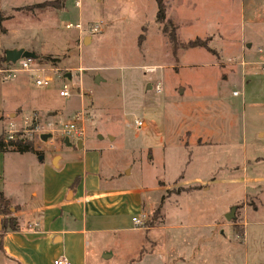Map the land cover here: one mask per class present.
Listing matches in <instances>:
<instances>
[{
  "label": "rangeland",
  "instance_id": "1",
  "mask_svg": "<svg viewBox=\"0 0 264 264\" xmlns=\"http://www.w3.org/2000/svg\"><path fill=\"white\" fill-rule=\"evenodd\" d=\"M165 4L166 19L177 26L176 45L155 21V0H0V56L10 49L34 52L37 66L48 68L53 79L37 86L29 73L12 80L0 75V133L30 140L35 159L47 161L56 149L64 154L86 147L100 155L103 174L118 169L126 175L120 184L145 188V204L155 198L154 208L163 207L165 226L161 211H148L137 230L95 241L87 264H191L181 235L192 229L171 225L178 215L188 221L192 207L210 203V196L184 194L177 198L180 209L167 195L158 201L161 194L154 190L159 181L169 184L168 193L178 189L180 182H172L180 175L182 182L213 178L225 186L211 216L218 206L233 204L227 214L237 205L226 222L238 224L223 228L224 245L201 256V264H264V0ZM78 21L82 32L65 28ZM94 24L100 30L91 33ZM195 38L207 48L184 46ZM243 43L251 44L249 56L240 52ZM63 81L71 88L69 98L58 94ZM76 111L84 115L83 133L68 139L60 130ZM43 133L49 134L45 141ZM190 134L225 141L186 147ZM245 158L252 162L243 171ZM15 165L29 167L24 158ZM240 222L247 223L243 239L236 235L243 231Z\"/></svg>",
  "mask_w": 264,
  "mask_h": 264
},
{
  "label": "crops",
  "instance_id": "2",
  "mask_svg": "<svg viewBox=\"0 0 264 264\" xmlns=\"http://www.w3.org/2000/svg\"><path fill=\"white\" fill-rule=\"evenodd\" d=\"M85 40L84 38V42ZM250 47V43H243L240 52L249 56ZM97 138L101 139V136L97 135ZM113 140L111 136L110 141ZM188 140L191 145L186 147L216 145L225 141L219 136L204 137L201 134H190ZM65 144L70 148L69 141ZM78 145L79 141L76 147ZM72 150L74 149H70ZM78 150L83 151L59 154L56 149L49 161L44 156L35 159L31 152H0V193L12 204L11 216L17 223V230L2 234L0 215V264H53L52 261L61 256L68 259L70 264H87L90 246L94 245L95 241L106 242L116 234L137 230L131 221L132 217L141 216L157 208H154V205H157L155 198L150 205L145 204V188L120 184L125 174L121 175L118 169H114L109 175L103 174L100 155L87 153L86 147ZM19 158L26 159L29 167L18 168L15 163ZM54 158H57L56 165L53 164ZM249 162H252L251 159L245 158L240 166L243 171H246ZM236 167L240 170L239 166ZM181 177L180 175L172 182L178 181L180 185L170 193L164 186L169 184L164 181H159L154 190L161 194L158 201L166 195L174 198L170 200L176 201V208H180L177 198L184 194L202 193L205 198L210 196V203L200 202L192 207L193 215H188V221H182L181 215H178L171 225L172 229H192L189 233L181 235L185 240L187 262L201 264V256L208 257L212 247L224 245L222 241L224 242L225 238L222 240L219 237L224 236L223 228L228 226L234 230L238 222L229 225L226 222L229 220L224 218L227 207L233 204L221 208L218 206L216 213L211 216L210 208L214 211L216 198L219 196L217 193L221 192L222 188L225 189V186L221 187L213 178L191 184L189 181H180ZM235 180H238V177L230 179V182ZM164 192L168 194L164 195ZM245 208L244 201L243 214ZM163 211L161 206V215ZM160 219V226H165V214ZM240 224L243 231L236 235L243 239L247 223Z\"/></svg>",
  "mask_w": 264,
  "mask_h": 264
},
{
  "label": "built area",
  "instance_id": "3",
  "mask_svg": "<svg viewBox=\"0 0 264 264\" xmlns=\"http://www.w3.org/2000/svg\"><path fill=\"white\" fill-rule=\"evenodd\" d=\"M75 5H79V1L75 2ZM65 28L68 29H76L78 32L83 31L82 24L78 21L75 24H72L71 22L65 24ZM99 26L97 24L91 25L89 27V31L91 33L98 32ZM258 52H262L260 48H258ZM36 64V58H21L17 60L15 63H8L5 64L0 68V75L2 76V79L4 80H12L15 79L16 76L19 73H29L32 77V81L37 86H48L52 84V77L46 74L45 72L48 70V68H42L37 66ZM261 70L264 73V59L261 62ZM157 90L159 91L160 88L157 86ZM59 96L63 98H69L71 96V88L68 86L66 81H63L60 84V87L58 89ZM232 95L236 96L237 92L233 91ZM84 115L82 111H76L72 114L71 119L64 124L63 128H61V133L67 136L68 139H73L79 137L83 133V128L81 125H79V122L83 119ZM135 124L137 127L141 126V121L135 120ZM9 138H12V136H9ZM145 220V214H142L138 217H132L131 221L134 226L138 227L143 224ZM53 264H70L69 260L65 257L61 256L58 258H55L53 261Z\"/></svg>",
  "mask_w": 264,
  "mask_h": 264
},
{
  "label": "trees",
  "instance_id": "4",
  "mask_svg": "<svg viewBox=\"0 0 264 264\" xmlns=\"http://www.w3.org/2000/svg\"><path fill=\"white\" fill-rule=\"evenodd\" d=\"M157 10L155 14V21L157 24L161 26V31L167 35L169 42L172 45H176L177 38H176V30L177 26H173L172 22L169 19H166L165 12H166V4L165 0H155ZM168 27H172L171 31L168 32ZM186 48H195V47H203L207 48L206 43L201 41L199 38H195L192 40H188L186 44L184 45ZM9 62H6L5 56H0V65L8 64ZM14 151L18 153H24V152H32L34 154H37L36 149L34 148L32 142L30 140L25 139H9L7 138L4 133H0V152L5 151ZM164 196L162 197V199ZM161 199V200H162ZM8 203L9 201L7 199H4L0 193V215H1V233L3 234L6 231H15L17 230V223L16 219L12 217L10 214V211L8 209ZM162 203V202H161ZM237 208V206H236ZM161 211V204L158 205V207L154 210L155 215H159ZM7 214V215H6ZM153 223L149 224V226H152Z\"/></svg>",
  "mask_w": 264,
  "mask_h": 264
},
{
  "label": "water",
  "instance_id": "5",
  "mask_svg": "<svg viewBox=\"0 0 264 264\" xmlns=\"http://www.w3.org/2000/svg\"><path fill=\"white\" fill-rule=\"evenodd\" d=\"M6 62L9 63H15L17 60L21 59V58H36V55L34 52H30L28 50H24L23 48H19V49H10V50H6L4 53ZM66 78L70 79L71 78V74L70 73H66ZM100 80V78L98 76L95 77V81L98 82ZM149 87V85H148ZM49 137V134L43 133L40 135V139L42 140H46ZM65 143H68V139L65 138ZM41 159V157L39 158ZM55 159V158H54ZM236 210V207H232L229 212L225 215V219L230 220L234 218V212ZM103 257H109V255H103Z\"/></svg>",
  "mask_w": 264,
  "mask_h": 264
}]
</instances>
